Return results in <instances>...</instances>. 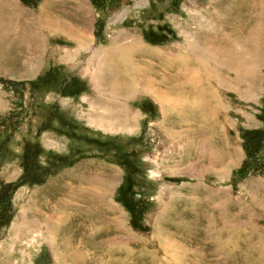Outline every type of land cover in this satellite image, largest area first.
I'll return each mask as SVG.
<instances>
[{
    "label": "rangeland",
    "instance_id": "1",
    "mask_svg": "<svg viewBox=\"0 0 264 264\" xmlns=\"http://www.w3.org/2000/svg\"><path fill=\"white\" fill-rule=\"evenodd\" d=\"M260 8L264 0H0V264H83L81 255L264 264ZM34 15L53 17V35L29 34ZM246 21L259 43L227 35ZM216 32L230 53L217 67V47L204 46ZM18 36L43 44L13 47ZM128 42L175 65L191 55L192 69H211L203 92L177 90L174 64L155 76L166 95L150 91L135 77L147 75L149 51L128 66Z\"/></svg>",
    "mask_w": 264,
    "mask_h": 264
},
{
    "label": "bare ground",
    "instance_id": "2",
    "mask_svg": "<svg viewBox=\"0 0 264 264\" xmlns=\"http://www.w3.org/2000/svg\"><path fill=\"white\" fill-rule=\"evenodd\" d=\"M261 3V2H260ZM2 4V3H1ZM263 4V3H262ZM4 5V4H3ZM260 5V4H259ZM6 6V5H5ZM8 6V5H7ZM257 7H258V5H257ZM257 7H256V5H255V3H254V5L252 6V8H251V10L254 12V10H255V8L257 9ZM261 7V6H260ZM259 8V7H258ZM12 10V9H11ZM10 10V11H11ZM258 10V9H257ZM264 10V9H263ZM261 8H260V12H256V13H258V14H260V13H263L264 11H263ZM1 13H3V12H0V14ZM11 13V12H10ZM9 14V13H8ZM2 15V14H1ZM262 15V14H261ZM11 16V15H10ZM12 16H15V15H13L12 14ZM11 16V17H12ZM229 22V21H228ZM10 23V22H9ZM249 23V22H248ZM230 24V23H229ZM232 24V23H231ZM7 25V24H6ZM227 26V25H226ZM229 26V25H228ZM228 26H227V29H228ZM238 25H236V27H237ZM234 27V26H233ZM9 29V28H8ZM15 32V31H14ZM218 32H219V30H218ZM218 32H216L217 33V36H215V35H213L212 36V34L211 35H208V36H206V38H205V43H206V45H204V46H207V44L209 45V47H213V48H215V47H217V58H215V57H210V55L208 56V57H210L211 58V61L209 60L210 58H208V60H206V62H212L211 63V66H212V64L214 63L215 65V67H217L218 66V64H217V59H221V60H223V58H226L225 60L226 61H229L230 60V57H229V55H230V53H228L227 51V53L225 54V52L223 53V51L221 50V49H218V47H220L221 46V39H220V37L217 39V37H218ZM232 32H233V34H231L230 33V30H228L227 31V35L228 36H232V38H231V40L232 39H238L239 41H240V38L241 37H244V40L243 41H241L242 43H251V45H252V43H254L255 41H256V43L258 42L259 43V38H260V35H259V33L257 32V28L255 27V23H253L251 26H248V24H247V21L242 25V27H238V28H233L232 29ZM9 33V32H8ZM8 35V34H7ZM227 36V37H228ZM3 37V36H2ZM13 37V36H12ZM16 37V36H15ZM215 38L217 39V40H215ZM31 39V38H30ZM29 39V40H30ZM241 42H239L240 44H241ZM31 43H32V41H31ZM196 43V42H195ZM10 44H11V41H10ZM14 44H15V41H12V46L13 47H15L14 46ZM29 43H27V45H28ZM26 45V46H27ZM31 45V44H30ZM30 45H28V47L27 48H29V50H31L30 48ZM251 45L249 46V47H251ZM36 46H37V44H35V45H33V48H32V53H34L35 52V48H36ZM234 46H236V43H234ZM264 46V45H263ZM18 47V46H17ZM123 47L125 48L126 47V49L129 51H131V53H129V55H127L128 56V59H127V61H128V66L131 64V66L133 67H137V68H140L138 65H137V61L135 60V61H133V58H132V54L133 53H135V52H142V51H144V52H146L147 53V51H149V53H148V56L151 58L150 60H151V63H149V65L147 64H145L146 66H145V69H146V71H147V75H145V73L143 74V70H141V69H139L138 71V74L135 76V77H137L138 75H140V80L143 82V83H145V85L147 84V87L149 88L150 87V91H152V92H154V91H158V92H155V93H157V95H160V94H163L165 91L162 89V84H160L158 81H157V79L155 78V76L157 75L158 77H160V79L162 78V79H165V76H164V74L162 73V69L164 68L163 66L165 65V64H169L167 67H171V65L172 64H174L173 63V61H174V58H171V57H169V55H167V54H165V53H159V51L157 50H153V49H151V48H147V46H145V45H143V44H140L139 45V42H128L127 44H125V45H123ZM192 48L193 47H195V46H191ZM208 47V48H209ZM257 47V49L259 48V46H256ZM189 48V47H188ZM224 48V47H223ZM232 49V48H231ZM27 50V49H26ZM190 50V49H189ZM127 51V52H128ZM215 51V50H214ZM11 54H12V52H10ZM31 53V52H30ZM174 54V53H173ZM203 55V54H202ZM204 57H205V55H203ZM191 55H189L188 56V58L190 59V61L191 62H193L192 60H191ZM29 58V61H31L32 60V56L30 57H28ZM27 58V59H28ZM18 59V58H17ZM173 59V60H172ZM19 60V59H18ZM147 60V59H146ZM26 61V60H25ZM32 62V61H31ZM124 62V61H123ZM131 62V63H130ZM150 62V61H149ZM191 62H188V61H186V62H184V64L185 65H183V66H181L180 64H177V65H175L174 64V73L173 74H170V77H168V78H173L174 80H175V82H178V84H177V90H180V91H182V90H184V91H186V92H188V94H190L191 96L193 95V93H194V91H199L200 89L202 90V89H204V87L206 86V80L208 79V75H211V69L209 70L206 66L205 67H203L202 65H200V66H198V65H196L197 66V68H196V70H194V69H192L193 68V64L191 63ZM20 63V62H19ZM30 64V63H29ZM119 64V63H118ZM162 64V65H161ZM204 64V63H203ZM207 64V63H206ZM220 65V64H219ZM21 66V65H20ZM135 67V68H136ZM222 68V67H221ZM132 70V69H131ZM194 71V72H192V71ZM150 71H151V73H152V76H151V74H150ZM195 74V76L193 77V75ZM144 77H143V76ZM167 75V74H166ZM196 77H199V78H201V82L198 80V82L197 81H195L197 78ZM138 79V80H139ZM137 80V81H138ZM140 81V82H141ZM119 82H121V81H119ZM170 82V81H169ZM163 83V82H162ZM143 85V84H142ZM144 85V86H145ZM142 87V86H141ZM147 87H143L146 91H148L149 89L147 88ZM201 90H200V92H201ZM203 92V91H202ZM201 92V93H202ZM151 93V92H150ZM185 94V93H184ZM157 95H156V97H157ZM165 95H166V92H165ZM155 96V95H154ZM176 97V96H175ZM179 97V96H178ZM173 98V97H172ZM189 98V97H188ZM165 99H167V98H165ZM171 99V98H170ZM160 100V99H159ZM172 101V100H171ZM160 102L161 103H165V101L163 102V101H161L160 100ZM166 104V103H165ZM175 105H174V102L172 103V109H173V107H174ZM117 117V116H116ZM56 226V225H55ZM64 232V231H63ZM71 241V240H70ZM124 248V247H123ZM124 250V249H123ZM81 252V251H80ZM80 255V254H79ZM78 255V256H79ZM82 256V255H81ZM77 257L75 260H79L80 261V259L83 261V264H85V263H87L86 262V259H84V257L82 256V257ZM78 264V263H77Z\"/></svg>",
    "mask_w": 264,
    "mask_h": 264
},
{
    "label": "crops",
    "instance_id": "3",
    "mask_svg": "<svg viewBox=\"0 0 264 264\" xmlns=\"http://www.w3.org/2000/svg\"><path fill=\"white\" fill-rule=\"evenodd\" d=\"M92 10V9H91ZM20 15V14H19ZM56 19V18H55ZM18 20H20L19 18H18V16H17V18L15 17V33H17V31H18V29H19V25H20V23H19V21ZM53 20V17H52V19H51V15H34L33 17H32V19L30 18V20H28V26H29V29H30V35L31 34H33V33H35V34H37V31H39L40 30V33H39V35H43V36H49V35H53L52 34V32H50V30L48 29V27L51 25H53L54 23L56 24V22H53L52 21ZM49 24V25H48ZM50 26V27H51ZM18 27V28H17ZM25 26H22V28H24ZM25 34H26V32H24ZM29 35V36H30ZM38 35V34H37ZM33 36H35L34 34H33ZM25 39V36L24 37H20V36H18L17 38H15V40L17 41H15V43L17 44L18 42H19V44H21V43H25L27 40H29L30 39V37L25 41L24 40ZM30 41H32V38L30 39ZM37 41H38V39H37ZM27 43H29V42H27ZM27 43H26V45H27ZM33 43V42H32ZM35 44V41H34V43H33V45ZM39 44V47L41 46V44H43V41H42V39H40L38 42H37V45ZM29 45V44H28ZM32 48H33V46H32ZM27 50H29L28 48H27ZM37 50H35V52H36ZM82 56V53L80 54V57ZM39 66V64H37L36 65V67H38ZM31 70V69H30ZM30 70H28V71H30ZM26 75V74H25Z\"/></svg>",
    "mask_w": 264,
    "mask_h": 264
},
{
    "label": "flooded vegetation",
    "instance_id": "4",
    "mask_svg": "<svg viewBox=\"0 0 264 264\" xmlns=\"http://www.w3.org/2000/svg\"><path fill=\"white\" fill-rule=\"evenodd\" d=\"M55 104H56L57 106H58V105H63V104L60 103V101H57ZM64 104H65V103H64ZM43 112H45V111H42L40 114H43ZM66 113H67V112H66ZM66 116H68L67 119H70L69 117L72 118V115H68V114H67ZM57 118H58V119H57ZM55 119H56V121H57L56 124H58V123L60 122L61 117L59 118V115H57V116L55 117ZM65 121H67V120L65 119ZM67 123H68V122H67ZM60 128H63V127L61 126ZM64 130L66 131V129H64ZM64 130H63V131L61 130V132L63 133L62 135H65V136H66ZM68 133H69V132H68ZM46 135H47V134H46ZM30 171H31V172L28 171L27 177L29 176V174L32 173L33 170L30 169Z\"/></svg>",
    "mask_w": 264,
    "mask_h": 264
},
{
    "label": "water",
    "instance_id": "5",
    "mask_svg": "<svg viewBox=\"0 0 264 264\" xmlns=\"http://www.w3.org/2000/svg\"><path fill=\"white\" fill-rule=\"evenodd\" d=\"M128 188H129V186H127V190L129 191V189H128Z\"/></svg>",
    "mask_w": 264,
    "mask_h": 264
}]
</instances>
